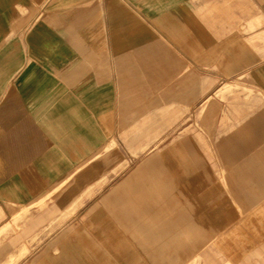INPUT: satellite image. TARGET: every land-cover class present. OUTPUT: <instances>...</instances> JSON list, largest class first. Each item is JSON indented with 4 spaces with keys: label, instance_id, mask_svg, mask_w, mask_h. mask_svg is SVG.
<instances>
[{
    "label": "crops",
    "instance_id": "1",
    "mask_svg": "<svg viewBox=\"0 0 264 264\" xmlns=\"http://www.w3.org/2000/svg\"><path fill=\"white\" fill-rule=\"evenodd\" d=\"M0 264H264V0H0Z\"/></svg>",
    "mask_w": 264,
    "mask_h": 264
},
{
    "label": "rangeland",
    "instance_id": "2",
    "mask_svg": "<svg viewBox=\"0 0 264 264\" xmlns=\"http://www.w3.org/2000/svg\"><path fill=\"white\" fill-rule=\"evenodd\" d=\"M10 211H11V213L13 214H15L16 212H18V208H16V207H10ZM25 212V214H26V216L28 215V213H30L28 210H25L24 211ZM33 211L31 210V213H32ZM22 215H20L19 217L17 216L16 218H15V221H17L20 217H21ZM24 219L22 218V219H20L19 220V222H22Z\"/></svg>",
    "mask_w": 264,
    "mask_h": 264
}]
</instances>
